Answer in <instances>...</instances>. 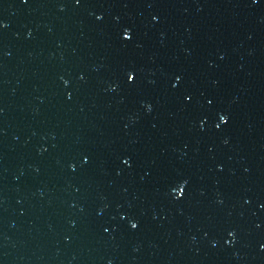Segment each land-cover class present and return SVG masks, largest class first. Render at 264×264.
I'll return each instance as SVG.
<instances>
[{
	"label": "water",
	"instance_id": "1",
	"mask_svg": "<svg viewBox=\"0 0 264 264\" xmlns=\"http://www.w3.org/2000/svg\"><path fill=\"white\" fill-rule=\"evenodd\" d=\"M0 22V264H264V0Z\"/></svg>",
	"mask_w": 264,
	"mask_h": 264
},
{
	"label": "snow or ice",
	"instance_id": "2",
	"mask_svg": "<svg viewBox=\"0 0 264 264\" xmlns=\"http://www.w3.org/2000/svg\"><path fill=\"white\" fill-rule=\"evenodd\" d=\"M253 2H255V0H253ZM77 3H79V0H77ZM97 19L99 20V19H101V17L98 16ZM4 26L5 25L2 22H0V29H2ZM122 38L125 41H128V40L131 39L129 30H127V29L124 30V32L122 33ZM177 79H179V77H177ZM126 80L130 84L134 83V81H135V73H134L133 70H129L126 73ZM209 103H211V101H209ZM227 122H228L227 117L225 115H220L219 116V124L217 125V128H219L221 125L227 124ZM124 162L127 163V161H124ZM85 163H87V159L86 158H85ZM185 186H186V181L178 184V188L180 190L175 192V196L177 198L182 196V193H183V190H184ZM131 227L133 229H135L137 227V225L136 224H132ZM231 235H233V233L229 232V236H231Z\"/></svg>",
	"mask_w": 264,
	"mask_h": 264
}]
</instances>
